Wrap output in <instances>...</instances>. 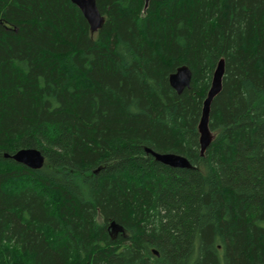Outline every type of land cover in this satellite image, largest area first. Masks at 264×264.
<instances>
[{
  "label": "trees",
  "instance_id": "16d2710c",
  "mask_svg": "<svg viewBox=\"0 0 264 264\" xmlns=\"http://www.w3.org/2000/svg\"><path fill=\"white\" fill-rule=\"evenodd\" d=\"M97 5L0 0V264H264V0Z\"/></svg>",
  "mask_w": 264,
  "mask_h": 264
},
{
  "label": "water",
  "instance_id": "95a60500",
  "mask_svg": "<svg viewBox=\"0 0 264 264\" xmlns=\"http://www.w3.org/2000/svg\"><path fill=\"white\" fill-rule=\"evenodd\" d=\"M146 6L149 5L151 0H145ZM83 12L84 16L88 20L92 32L98 31L103 23L104 16L101 13L97 0H72ZM225 74V61L220 60L217 64V68L214 72L211 87L208 91V95L204 100L202 115L199 124L200 131V145L201 153L204 154L212 142L213 135L209 128V117L211 112V105L214 98L222 91L223 78ZM193 72L187 65H182L177 68L175 72L170 74L169 82L170 85L181 94L185 89L191 87ZM158 159L164 163L174 167H189L190 163L188 159L180 154L165 153L157 154ZM12 158L19 163L27 165L32 169H40L44 166L46 156L38 148H23L18 150L12 155ZM112 233L118 234L124 232L122 227L116 221H112L110 225Z\"/></svg>",
  "mask_w": 264,
  "mask_h": 264
}]
</instances>
